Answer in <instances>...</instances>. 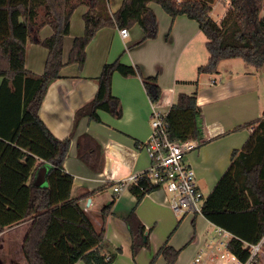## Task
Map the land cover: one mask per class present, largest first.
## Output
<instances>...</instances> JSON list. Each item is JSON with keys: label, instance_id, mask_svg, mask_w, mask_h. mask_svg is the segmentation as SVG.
<instances>
[{"label": "trees", "instance_id": "trees-1", "mask_svg": "<svg viewBox=\"0 0 264 264\" xmlns=\"http://www.w3.org/2000/svg\"><path fill=\"white\" fill-rule=\"evenodd\" d=\"M159 3L175 18L186 15L198 21L206 35L209 59L198 67V73H214L224 59L241 58L256 69L264 67V0H229L230 9L220 23L211 12L216 0H123L115 12L108 0H0V233L25 220H32L23 243L28 264H112L117 252L101 253L105 240L107 216L115 199L101 209L102 226L97 227L81 199L73 197L74 177L66 172L64 160L75 128L83 116L101 121L99 111L122 115L120 99L112 91L115 72L138 75V66L119 60L104 64L98 76L94 98L76 111L74 128L65 139L56 137L40 117V107L51 83L60 70L70 63L80 67L86 62V49L103 27L128 28L138 24L144 37L155 38L158 22L150 3ZM87 7L83 14L85 31L75 37L67 62L63 60L64 38L70 33L71 18L77 7ZM49 24L53 33L40 38L38 28ZM29 41L48 49L45 70L36 74L26 68ZM144 86L153 102L160 99L157 76H143ZM201 107L197 91L181 92L167 112L171 139H199ZM252 132L242 149H234L228 170L207 197L202 214L213 224L227 230L232 237L228 250L240 262L251 255L250 246L263 240L264 248V113L261 118L237 128ZM78 156L92 169H98L102 146L89 134L78 139ZM42 163L49 164L46 185L31 181ZM136 196L125 221L128 225L132 252L150 246V229H146L136 213L143 197L160 188L147 175L129 185ZM182 248L169 241L160 247L150 264L162 256L165 264H176ZM257 258L255 264H260Z\"/></svg>", "mask_w": 264, "mask_h": 264}, {"label": "crops", "instance_id": "crops-1", "mask_svg": "<svg viewBox=\"0 0 264 264\" xmlns=\"http://www.w3.org/2000/svg\"><path fill=\"white\" fill-rule=\"evenodd\" d=\"M122 1L108 0L110 10H118ZM225 5L227 8L222 13V18L230 9L229 0ZM86 9L85 5L79 6L72 15L70 33L64 38V62L69 59L75 37L84 34L83 14ZM52 33L53 28L49 24L38 28L39 37L42 39ZM203 33L199 24H172L168 32L163 31L159 38L135 44L143 36L139 30H129L128 35L123 37L120 28L103 27L87 46L83 67L77 63L63 66L60 77L51 83L40 107V117L47 127L56 137L65 139L74 128L76 111L96 95L97 78L105 63L121 60L138 66L141 71V74L129 76L114 73L112 91L121 101L122 115L117 117L100 110L101 121L92 120L87 115L80 118L64 160L66 172L74 177L72 196L79 197L93 192L90 196H84L81 204L89 212L98 214L97 217L92 216L97 227H101L103 223L102 207L115 199L112 212L106 220L105 240L99 247L101 253L108 256L118 253L112 264H150L165 241L179 248V239L175 237L180 223L178 213L170 204V193L162 187L147 193L136 206V213L144 227L150 229V246L142 248L134 257L125 217L135 205L136 196L129 188L120 192L114 190V186L121 180L143 172L151 165L150 155L140 145L152 133L149 114L153 105L157 110L167 113L179 93L190 94L197 91V102L201 107L199 120L202 135L196 139L197 148L187 153L186 161L194 168L201 190L204 186L209 194L230 167L233 150L242 149L251 135V128H237L263 116L264 84L261 87L260 69L256 70L247 62L242 64L238 61L241 58L222 60L219 64L225 65L224 72L217 69L216 73L220 77L214 76L209 82L206 81L209 78L207 74L213 73L197 72V78L192 75L194 70L196 72L209 59ZM187 51L189 55L184 56ZM48 52L43 45L29 41L26 68L36 74L43 73ZM186 61L189 64L188 69L192 70L191 75H186L182 65ZM143 76L158 77L162 90L158 101L153 102L150 99ZM204 76L206 79L202 81ZM84 134L91 135L102 146L103 156L98 169H92L78 156V139ZM42 161L39 159L38 163H41L31 178L35 184L40 183L39 174L42 172L46 175L49 168V164ZM46 184L44 181L40 185ZM188 214L194 215L192 220H195L198 213ZM202 216L207 219L203 214ZM207 222L214 227L217 237H213L206 248L201 247L194 258L203 249L212 250L215 260H221V254L226 250L229 254L223 261L227 264H241L221 244L222 241L228 242L232 234L225 229L220 232L221 227L208 219ZM31 223L32 220L28 219L7 227L0 233V264H28L23 253V243ZM190 240L196 247L204 242L199 235H193ZM262 251L264 252V248ZM76 264L87 263L80 260ZM153 264H165V260L158 256Z\"/></svg>", "mask_w": 264, "mask_h": 264}, {"label": "built area", "instance_id": "built-area-1", "mask_svg": "<svg viewBox=\"0 0 264 264\" xmlns=\"http://www.w3.org/2000/svg\"><path fill=\"white\" fill-rule=\"evenodd\" d=\"M120 33L126 37L129 33L128 28H120ZM167 113L159 111L156 106L149 114V120L152 127L150 137L140 146L145 149L151 157V165L143 172L132 174L121 180L114 186L116 192L128 188L130 184L137 183L139 178L147 175L149 180L166 188L171 194L170 204L178 214L202 213L205 198L202 192L194 168L185 160L188 152L197 148L198 143L195 139L180 140L171 139L168 131ZM223 228H220L222 232ZM227 243L222 241L221 244L227 248ZM263 240L250 246V258L242 264H255L257 258L262 252ZM229 253L225 250L221 254V260H215L213 251L201 249L194 258L193 264H227L223 261ZM236 258L235 255H232Z\"/></svg>", "mask_w": 264, "mask_h": 264}, {"label": "rangeland", "instance_id": "rangeland-1", "mask_svg": "<svg viewBox=\"0 0 264 264\" xmlns=\"http://www.w3.org/2000/svg\"><path fill=\"white\" fill-rule=\"evenodd\" d=\"M226 1L227 0H216L215 6L213 7V10L210 14L212 19L218 23H220L223 19L222 13L227 8V6L225 5ZM150 6H151L152 10L154 11L156 18H157L158 32H157V35L155 38H149V39L159 38L161 36L162 32L165 30L167 33L168 29L171 28L172 24H199L198 21L190 19L189 17H187L185 15H179L175 18H172V16H170L162 8V6L159 3L151 2ZM128 29L131 32H134V30H139L140 32H142V35H143L142 38L144 37V31L141 27H139V25L137 23L132 25L131 27H128ZM202 36L204 38H206L205 34ZM142 38H140L139 40H141ZM125 54H126V52L124 53V55ZM186 55H189V51H187L184 56H186ZM119 61H121V60H119ZM238 61L241 62L242 64H245V61H243V59H238ZM121 62H123V61H121ZM123 63H125V62H123ZM221 64L218 65L217 69L220 70L221 72H224L223 68L225 65H221ZM182 65L185 67V71L187 72L186 75H191L190 73L192 72V70L190 71V69H188L189 64L187 63V61ZM197 72H198V69L196 72H195V70L192 72V75H196L195 78H197V76H198ZM214 76L217 78L220 77L219 74L214 72L213 74H207V77H209V78L206 81H208L210 78H213ZM260 76H261L260 77V85H261V87H263V84H264V82H263L264 81V68H260ZM195 78H191V79H195ZM205 79H206V76H204V79H202V81L203 80L205 81ZM263 91H264V89H263ZM186 159H188V154H186V156H185V160ZM202 187H203L202 192L204 193L205 198H207L209 196V191L204 186H202ZM90 214L93 217L98 216V214L96 212H93V211H91ZM193 216L194 215L186 214L183 217V214H177V217H178V220L180 223H179L178 228L176 229L175 237L179 239V248H182V251H181L180 257H179L180 259H179L178 263H176V264H193V260H194V256H195L196 252L201 247L206 248L207 243L213 237H217V233L214 230V227H212L207 222V219H205L201 213H198L195 215V217H196L195 220H192ZM193 235H199L200 238L204 239V242L201 243L200 246H198V247L194 246L190 240ZM205 238L207 239L206 240L207 242L205 241ZM18 245L16 246L17 248H18ZM259 258H260L259 263L264 264V252L263 251L261 252V255Z\"/></svg>", "mask_w": 264, "mask_h": 264}, {"label": "water", "instance_id": "water-1", "mask_svg": "<svg viewBox=\"0 0 264 264\" xmlns=\"http://www.w3.org/2000/svg\"><path fill=\"white\" fill-rule=\"evenodd\" d=\"M39 180H40V183L38 185L43 184V182L46 181V177L42 172L41 174H39Z\"/></svg>", "mask_w": 264, "mask_h": 264}]
</instances>
